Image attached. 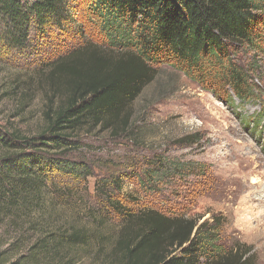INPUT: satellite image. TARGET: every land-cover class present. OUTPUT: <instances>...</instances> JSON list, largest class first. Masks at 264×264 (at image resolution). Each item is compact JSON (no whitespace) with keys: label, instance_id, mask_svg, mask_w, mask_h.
Listing matches in <instances>:
<instances>
[{"label":"rangeland","instance_id":"obj_1","mask_svg":"<svg viewBox=\"0 0 264 264\" xmlns=\"http://www.w3.org/2000/svg\"><path fill=\"white\" fill-rule=\"evenodd\" d=\"M74 1L79 7L70 19L33 30L26 47L0 43L3 132L30 137L41 131L51 98L57 97L54 106L65 98L66 80L54 70L70 54L80 53L86 62L96 50H120L119 41L103 38L87 10L89 1ZM87 47L90 51L82 53ZM235 61L253 67L249 81L257 87L249 99L240 101L230 88L214 94L174 62L159 61L151 82L123 112L130 118L129 140L99 131L81 137L79 151L70 158L91 176L58 174L46 190L52 219L46 231L64 236L53 262L128 264L120 246L124 228L137 225L130 241L143 236L139 218L154 211L199 224L217 220L226 249L244 245L257 264H264L259 240L264 230V50H241ZM187 136L197 143L178 145ZM175 164H181L180 175ZM153 166L169 172L161 171L148 183L145 173ZM5 234L13 235L1 225L3 241Z\"/></svg>","mask_w":264,"mask_h":264},{"label":"trees","instance_id":"obj_2","mask_svg":"<svg viewBox=\"0 0 264 264\" xmlns=\"http://www.w3.org/2000/svg\"><path fill=\"white\" fill-rule=\"evenodd\" d=\"M86 1L103 38L119 41L120 50H96L86 62L74 52L56 64L55 74L66 80V95L57 106V97L51 98L38 134L28 137L0 130V226L13 233L0 239V264H72L51 260L64 236L46 231L52 222L46 190L58 174L91 176L70 158L79 151L84 135L99 131L129 140L130 118L123 112L151 82L159 61L174 62L178 71L214 94L230 88L243 101L255 90L249 81L252 65L245 69L235 54L263 53L264 0ZM74 3L0 0V43L12 49L26 47L33 30L70 19L79 7ZM89 51L87 47L82 53ZM196 143L190 136L178 141L185 148ZM173 167L180 175L181 164ZM149 169L148 183L161 171L169 172L160 166ZM216 221L199 224L144 212L138 222L143 236L130 241L137 226L131 223L124 228L120 246L127 251L128 264H257L255 254L244 245L226 249L221 244L223 226Z\"/></svg>","mask_w":264,"mask_h":264},{"label":"bare ground","instance_id":"obj_3","mask_svg":"<svg viewBox=\"0 0 264 264\" xmlns=\"http://www.w3.org/2000/svg\"><path fill=\"white\" fill-rule=\"evenodd\" d=\"M253 184H256V182L253 183ZM259 202H261V200ZM263 202H264V198L262 199L261 204H263ZM260 234L261 235H260V239L259 240L261 242V246L264 248V230H262Z\"/></svg>","mask_w":264,"mask_h":264}]
</instances>
